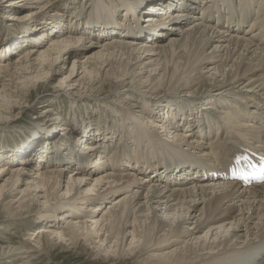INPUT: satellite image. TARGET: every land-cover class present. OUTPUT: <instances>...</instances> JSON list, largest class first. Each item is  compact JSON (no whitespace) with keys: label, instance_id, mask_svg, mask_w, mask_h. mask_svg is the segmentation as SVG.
Here are the masks:
<instances>
[{"label":"bare ground","instance_id":"obj_1","mask_svg":"<svg viewBox=\"0 0 264 264\" xmlns=\"http://www.w3.org/2000/svg\"><path fill=\"white\" fill-rule=\"evenodd\" d=\"M59 1L41 6L52 15L42 27L2 41L0 116L25 107L37 82L62 71L54 66L69 48L85 45L81 32L98 42L76 54L57 84L68 89H58L75 100L111 96L105 103L116 116L108 128L85 119H77V128L46 107L42 129L54 125L60 134L41 144L33 139L19 159L0 168V179L6 176L0 201L10 199L16 213L39 206L38 221L45 224L39 233L48 242L87 241L99 258L115 263L264 264V180L223 178L234 153L264 156V0H241L244 7L236 9L234 0H186L188 9L173 14L165 10L181 0H112V6L99 0L86 27L83 19L61 14L67 1ZM159 6L150 24L142 19ZM252 6L257 14L245 27ZM121 8L122 20L116 18ZM131 9L144 21L128 17ZM39 13L25 16L36 21ZM92 16L126 27L91 28ZM166 24L168 41L155 33ZM110 32L119 37L108 41ZM129 35L139 43L124 40ZM200 41L201 51L190 48ZM118 51L123 60L113 57ZM58 214L67 216L62 230ZM163 243L169 246L160 252ZM25 251L1 243L0 264Z\"/></svg>","mask_w":264,"mask_h":264},{"label":"rangeland","instance_id":"obj_2","mask_svg":"<svg viewBox=\"0 0 264 264\" xmlns=\"http://www.w3.org/2000/svg\"><path fill=\"white\" fill-rule=\"evenodd\" d=\"M12 1L14 0H0V49H2L3 47L1 44L2 41L3 40L5 41L6 38H11L13 36H23V31H24L23 28L29 26H31L32 28H34L35 25L42 27L47 22V18L52 16V15H48L50 14V12L48 11L47 7L41 8V6L43 5L46 6L47 2L50 0L44 1L37 7H31L30 4L23 6L22 3H18L17 5L13 6L11 4ZM64 1L65 2L67 1V3L64 5V10H61L60 13L68 15L69 19H71V16L72 18L74 17L77 19H83V26L86 27L88 25L87 19L89 18V11L93 6V4L99 0H64ZM64 1L60 0L59 3L62 4ZM114 1L115 0H113V2ZM121 1L122 0H116L117 3H120ZM104 2L111 6L113 4L112 0H104ZM238 2H241V0H234L233 2V7L235 9L238 7L239 8L244 7L243 3H245V0H243V3L240 5H238ZM219 3L222 5V4H226L227 2L219 0ZM186 4H188L186 3V0H181L180 2L174 5L175 9L174 7H172V9H168L165 11L171 14L180 10L183 11L185 10V8L188 9ZM256 9L255 6L254 7L252 6L250 16L246 20L247 23L245 22L244 24L245 27L251 26L252 24L251 22L255 20L257 14ZM32 10H36L40 12L39 13L40 17L37 18L36 21L28 20V18L25 16V13H27V11H32ZM160 10H161V6H159L158 9L154 10L155 12H148L146 16L142 15V19H144L145 22L150 24L149 16L158 14ZM83 12L84 14L85 13L86 14L84 15ZM75 13H78V15L76 16ZM124 15H125V11L122 10L121 8V12L117 14L116 18L119 17L120 20H122ZM127 16L132 17L133 20L139 18L141 22L144 21L141 20L140 15L133 9L130 10ZM215 16L217 17V15ZM216 17L214 19L215 24L217 23ZM68 18L66 20L65 25L69 23ZM90 18H94V17L92 16ZM101 24L104 25L103 26L104 29H108V30H113L111 26L116 25L117 29L115 31L117 32H122L121 29L123 27H126L118 20L110 19L109 22L98 23V19L96 18L93 19L89 27L99 26ZM215 24H212V26H216ZM166 25L167 27L166 26L162 27L156 30L155 33L156 36L159 37V39L168 41L171 33L170 34L168 33L167 31L168 24ZM226 31L229 32L228 30ZM163 33H165L166 36L162 35ZM81 35L86 40L85 45L69 48V50L67 51L68 53L64 54L62 59L54 66V67H59L62 71H65L64 75L62 74V71L60 73L53 71V73L49 75L48 78H46L47 80L46 82L43 81L37 82L38 84L34 88L36 91H32V93L28 95L29 99L28 102L25 103L24 105L25 107L17 108L16 110L14 109L11 110L12 111L11 114H7L5 113L7 111H5L4 112L5 115L3 116L6 117L0 116V168L7 165L8 162L10 161L19 159L21 154L25 153V151L27 150L29 144L33 142L34 143L40 142L41 144L45 142L47 138L54 139L58 134H60L59 129H57V127L54 125L51 126L47 125V127H49V131L47 127L45 129H42L45 126L44 124L47 123L46 120L48 119L45 116H42L41 113L46 107L54 108L56 113L59 112L62 114L64 120H66L70 125L75 126L77 128H80L77 119H81V120L85 119L87 122L91 121L90 123L94 127L104 125L107 128L109 127V124L106 123L112 124V121H114L112 120V118L116 116V114L113 113L111 111V108H109V105L105 103L111 100L112 98L111 96L102 97L103 101H99L98 99H94L92 97H89L90 99L85 97L83 98V100L81 98L75 100L76 98L74 97L75 96L74 94H69L64 91L68 89L66 88V86L64 87L57 86L59 79L62 76L65 77V75L68 74V70L72 67L73 61L76 58V54L79 52L84 53L89 51V49L91 48L88 46L90 44V41H93L95 43L98 42V40H96L97 42L95 41L96 39L95 35H93V38L92 36H89V34L86 33L81 32ZM51 37H53L52 34ZM115 37L118 38L119 35H117L116 32L114 33L110 32L108 36V41H110L111 39H115ZM128 37H124V40L130 42L136 41V40H132L130 35ZM135 43H139V42L136 41ZM147 43H151V40L148 41ZM190 48L197 49L199 52L203 48V43H201L200 41L199 43H197L196 46L190 45ZM27 49L28 47L26 46L21 48V50H19L17 53L18 55L14 59L19 58V56ZM124 56H125L124 52L118 51L113 57L115 59L123 60ZM187 58H189V56H187ZM6 59L7 57L4 58V60ZM78 59L80 60V58ZM23 80L24 78H21L19 79V82H22ZM7 82H9V80ZM58 88H62L64 90H59ZM22 90L24 89L22 88ZM115 107H119V106L115 104ZM118 115L119 114H117V116ZM75 122L78 124L76 125ZM81 125H83V122H81ZM37 129H41V130H37ZM35 130H37V132H35ZM116 134L117 136L119 135L118 132H116ZM79 135H82V131L81 133L78 132L76 134V138H78ZM33 139H35V141L32 142ZM92 168L94 169V167ZM185 168L188 170L190 169V166ZM146 169H148V167H146L145 170ZM140 174L145 175L144 173H140ZM185 176L186 175H184V178ZM3 179H6V176L0 179V185L3 183L4 181ZM156 182H159V180L156 179ZM7 201H5L4 203L0 201V244L10 242L11 244L12 243L15 244L17 248L19 247V249L27 250V251H25V253H17L15 254V256L12 255L10 258H7L5 261L6 264H113V263L127 264V261L123 263L122 262L115 263L109 261L108 260L109 258L106 257L104 258L100 256L99 258V255L95 250V248H93V245H89L87 241H85L86 243L79 242L77 244L76 243L74 244L71 243L70 241H66L62 239L61 240L51 239V242H48L47 238L45 236H42V232L39 233V231H42L41 229L42 226L45 225L42 224L40 221H38V216L41 214V212H43L42 210H39V206L38 208L34 207L31 213H27V211H25L27 209H22L21 211L16 213L15 211H17V209L10 207L7 204ZM17 205L18 204L14 205V207H17ZM101 215L102 213H98L97 217ZM56 216L60 221L59 230H62L65 226L67 216L59 215V214ZM36 235L37 237H35ZM34 238L36 239L34 240ZM39 239L42 240L41 244L36 243V241H38ZM163 244L165 245H163V247L159 250L160 252L165 251L166 247L169 246L166 245V243ZM130 264H136V262L135 263L132 262Z\"/></svg>","mask_w":264,"mask_h":264},{"label":"snow or ice","instance_id":"obj_3","mask_svg":"<svg viewBox=\"0 0 264 264\" xmlns=\"http://www.w3.org/2000/svg\"><path fill=\"white\" fill-rule=\"evenodd\" d=\"M252 167H255V166L253 165ZM260 172H261L262 175H264V167L260 168Z\"/></svg>","mask_w":264,"mask_h":264}]
</instances>
